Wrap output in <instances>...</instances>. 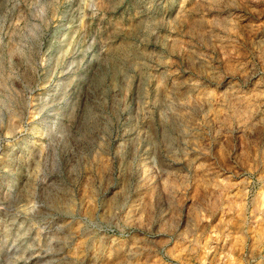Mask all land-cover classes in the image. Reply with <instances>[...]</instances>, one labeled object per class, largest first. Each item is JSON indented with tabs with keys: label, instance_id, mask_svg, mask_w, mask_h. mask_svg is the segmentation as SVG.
Listing matches in <instances>:
<instances>
[{
	"label": "rangeland",
	"instance_id": "obj_1",
	"mask_svg": "<svg viewBox=\"0 0 264 264\" xmlns=\"http://www.w3.org/2000/svg\"><path fill=\"white\" fill-rule=\"evenodd\" d=\"M0 264H264V0H0Z\"/></svg>",
	"mask_w": 264,
	"mask_h": 264
},
{
	"label": "bare ground",
	"instance_id": "obj_2",
	"mask_svg": "<svg viewBox=\"0 0 264 264\" xmlns=\"http://www.w3.org/2000/svg\"><path fill=\"white\" fill-rule=\"evenodd\" d=\"M41 12H42V11H41ZM47 256H49V254H45V255L40 256V257H41V259L43 260V259L46 258Z\"/></svg>",
	"mask_w": 264,
	"mask_h": 264
}]
</instances>
